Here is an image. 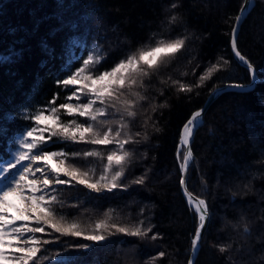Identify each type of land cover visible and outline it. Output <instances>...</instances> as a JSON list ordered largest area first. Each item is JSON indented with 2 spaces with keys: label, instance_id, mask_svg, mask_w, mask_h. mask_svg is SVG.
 Here are the masks:
<instances>
[{
  "label": "trees",
  "instance_id": "1",
  "mask_svg": "<svg viewBox=\"0 0 264 264\" xmlns=\"http://www.w3.org/2000/svg\"><path fill=\"white\" fill-rule=\"evenodd\" d=\"M242 1L0 0V167L4 168L19 152L27 151L19 144L27 131L41 125L40 132L47 126L34 117L41 112L51 116V108L68 102L72 86L60 81L85 67L89 54L96 63L85 72L98 74L158 41L185 40L182 49L165 57L157 69L143 66L149 74H135L136 83L118 92L119 100L94 105L106 109L92 122L98 131L111 128L114 135L123 124L119 139L133 138L124 148L130 156L119 181L127 187L97 193L72 181L44 189L49 193L45 202L56 218L65 226L77 224L84 235L93 234L101 221L152 231L134 237L115 229L96 230L106 236L97 243L44 226V233L35 234L41 251L29 264H186L198 219L179 189L183 147L176 144L182 123L213 86L249 80L247 68L235 60L228 43ZM237 32V47L257 68V81L251 89L219 94L194 132L187 188L203 197L209 212L194 264H264V0H254ZM182 85L191 91H181ZM125 100L133 102L129 110L135 116H128L121 103ZM55 115L62 124L72 119L91 122L70 116L65 109ZM50 135L43 132L44 142L29 155L56 150L80 153L69 155L66 166L87 172L92 182L104 174L107 155L118 150L115 143L93 145L58 136L48 139ZM89 151L100 155H83ZM116 170L113 166L108 177ZM8 171L16 169L0 172V177ZM140 177L143 184L133 183ZM5 184L0 183V191ZM53 195L55 201L50 199ZM23 223L43 226L35 220ZM82 244L90 247L81 248ZM160 252L165 255L160 257Z\"/></svg>",
  "mask_w": 264,
  "mask_h": 264
},
{
  "label": "snow or ice",
  "instance_id": "2",
  "mask_svg": "<svg viewBox=\"0 0 264 264\" xmlns=\"http://www.w3.org/2000/svg\"><path fill=\"white\" fill-rule=\"evenodd\" d=\"M172 7L175 8L176 5L173 4ZM176 19V16L170 18L171 22H175ZM239 20L240 17L237 16L236 21L239 22ZM184 43L185 40L180 38L171 41H158L156 46L150 47L147 50H140L138 54H133L126 60L120 61L109 71H104L97 75L90 73L85 74L86 67L96 63L94 58L90 56L83 62L85 67L78 69L76 73L70 75L67 79L60 81L64 86H72V96L67 98L69 101H71L73 97L77 101H80L83 97L86 98V102L76 104L71 102L63 103L59 105L58 108H51V113H53L51 116H45L43 112L37 114L34 119L39 123L47 125L45 128L40 129L41 135L39 137H34V133L37 132L36 128L27 131L24 137L19 141L21 147L27 149V151L19 152L15 157V162L8 163L7 168L0 167V172L16 169L15 172L8 171V175L0 177V183L6 182L3 191H0V264H29L30 261H36L37 254L41 251L39 247L41 242L35 234L44 233V226L50 227L56 233L62 235H72L75 237L83 236L85 240L97 243L105 241L106 236L100 234L96 230L110 232L111 229H115L118 233L134 237H146L148 233L152 231L150 227L147 229H142L139 226L129 228L116 224L109 225L101 221L95 225L93 234L84 235L77 224L73 223L65 226L56 218L54 211L50 210L49 204L45 202V197L49 193L45 192L44 189H49V186L53 184L68 185L72 181L84 185L97 193H100L102 190L112 192L117 188L127 187V185H122L119 181L124 176L123 166L130 156V153L125 151L124 148L125 145L133 142V138L128 137L119 139V137H121V130L125 127L123 124L120 125V130H117L114 135L112 134L111 128H108L104 132L98 131L92 122H96L98 116L105 114L106 109L94 108V105L97 101H100L101 104H105L109 100H119L117 93L121 92V90L128 85L136 83V80L133 78L135 74L144 76L149 74L143 66H146L147 69H157L165 57H171L179 52L184 46ZM231 46L235 55L239 57L241 61H244V57L237 50L235 29H233L232 33ZM180 90L191 91V87L182 85ZM121 103L125 105V111H127L128 116H135V112L129 110L133 104L132 101L125 100ZM112 107H115V104H113ZM60 109H65L66 113L70 116L78 115L79 117H87L91 122L85 125L83 123H77L76 119H72L67 124H62L60 123L59 116L55 115ZM200 116L201 111H197L183 126L180 140L182 147L189 145L193 131L192 126ZM101 123L106 122L101 121ZM45 131L51 133L48 139H51L52 136H58L65 141H81L93 145H110L115 143L118 150L111 151L110 154L107 155V164L105 165L104 174H102L98 180L92 182L87 172H82L75 167V165L66 166V160H68L69 155L77 157L80 153L68 154L63 151H42V154L38 152L31 156L29 155L31 151L37 147L38 142H44L45 137L43 136V132ZM136 135H139V133ZM30 137L33 138L31 142L28 141ZM83 155L92 157L98 156L100 153L89 151L83 153ZM191 155V148H185L180 164L182 172L187 170L189 157ZM177 156L180 158L181 153L178 152ZM57 158L59 159L57 160ZM29 159L33 162L44 161L46 165H50L49 172L52 174V179H49V176L44 174V170L38 167L35 169V172H41L43 179L40 181L35 179L30 180L29 175L34 176L35 172L30 165L22 163ZM17 165L20 167L17 168ZM113 166L118 170L109 178L107 173L113 170ZM61 175L70 179H61ZM10 177L11 179H9ZM133 183L143 184L144 177H140L133 181ZM180 183L181 185H185L184 179H181ZM41 184L43 188L40 187ZM38 192L41 194L36 195ZM185 193L190 204L193 205L194 211L199 214V224L192 241L193 248L195 249L198 242L201 240V231L205 228L208 206L204 200L194 198L191 193L187 192L186 187ZM11 197L19 199L26 207L23 209L17 207L10 199ZM50 199L55 201L56 197L53 195L50 196ZM12 210H15V215L11 214ZM33 220H35L38 225L43 226L32 227L29 223L17 225V221ZM245 230L247 231V229ZM151 238L156 239L157 237L153 235ZM44 243L49 242L44 241ZM80 247L88 248L90 245L82 244ZM6 249H12L13 251H6ZM220 250L222 252L227 251L224 247H221ZM164 255V252L159 253L160 257ZM189 264H191V262H189Z\"/></svg>",
  "mask_w": 264,
  "mask_h": 264
},
{
  "label": "water",
  "instance_id": "3",
  "mask_svg": "<svg viewBox=\"0 0 264 264\" xmlns=\"http://www.w3.org/2000/svg\"><path fill=\"white\" fill-rule=\"evenodd\" d=\"M253 2L254 0H243L240 7L238 8L239 10L237 11L236 15L234 16V19H233V23H232V27L230 29V38H229V46H230V51H231V54L234 56L235 60L242 66L246 67L247 70H248V75L250 76L249 77V80H247L246 82H223V84H219V85H215L211 88V90L206 94V96L203 98V101H202V104L196 108H194L193 110H191V113L189 114V116L185 119V121L182 123V126H181V129H180V132H179V139H178V142L176 144V146L178 148L181 147V144H180V140H181V135H182V132H183V126L185 125V123H187V121L189 119L192 118V116L197 112V111H201V116L197 118V120L194 122V125L192 126L193 127V131H192V136L190 138V141H189V145H186V146H183V153H182V157H183V154H184V150L185 148L187 147H190L191 148V153L192 155L189 157V165L191 163V161L193 160V152H192V146H191V143H192V140H193V137H194V132L195 130L202 124L203 122V118H204V114L206 112V109L209 107V105L213 102V99H215L219 94L223 93L224 91L226 90H241V91H244L246 89H251L253 88L254 84L256 83L257 81V74H256V68L255 66L250 62V60L248 59V57L244 54H242L238 47H237V50L240 52V54L244 57V61H241L239 59V57H237L232 49V46H231V40H232V33H233V29L236 30V37H237V34H238V29L239 27L241 26L242 22H243V19L245 18V16L247 15V13L250 11V8L251 6L253 5ZM239 16L240 17V20L239 22L236 21V17ZM182 162V160H181ZM180 162V164H181ZM180 164H179V169H180V174H179V189L182 193V196L185 200V202H187V204L192 208V210L194 211V207L192 204H190L189 200H188V197L185 193V187L187 189V192L191 193L192 196L194 198H198V199H202V197H200L199 195L197 194H194L191 190H189L187 188V174H188V171H189V165H188V168L185 172H182L181 171V168H180ZM181 179H184L185 181V185H181L180 181ZM194 213L197 214V219H198V222L196 223V227L192 233V237L190 239V249H189V253L187 255V262L186 264H189V262H191V264H194L195 263V260H196V256H197V253L200 249V241L198 242V245L197 247L194 249L193 248V245H192V241H193V238H194V234H195V231L198 227V224H199V214L197 212L194 211ZM208 217H209V212L207 210V219H206V222H205V228L201 231V238L203 237V233L207 227V221H208Z\"/></svg>",
  "mask_w": 264,
  "mask_h": 264
},
{
  "label": "rangeland",
  "instance_id": "4",
  "mask_svg": "<svg viewBox=\"0 0 264 264\" xmlns=\"http://www.w3.org/2000/svg\"><path fill=\"white\" fill-rule=\"evenodd\" d=\"M90 56H92L91 54H89L88 55V57L85 59V60H87ZM115 66V65H114ZM114 66H112L111 68H113ZM110 68V69H111ZM109 69V70H110ZM78 70V69H77ZM109 70H106V71H109ZM77 71H75V73H76ZM102 72H104V71H102ZM102 72H100V73H102ZM90 73V72H89ZM89 73H86L85 72V74H89ZM100 73H98V74H100ZM93 75H97V74H93ZM70 76V75H69ZM69 76H67L66 77V79L69 77ZM76 87H79V86H76ZM70 96H72V90H71V92H70V94H69ZM68 102H71V103H73V104H76V103H83V102H78L75 98H73L71 101H69L68 100ZM67 102V103H68ZM84 102H86V99H85V101ZM47 116V115H46ZM43 126V125H42ZM40 128H41V125L39 126ZM39 127H37L36 129H38ZM26 134V133H25ZM40 134V132L37 130V132H35L34 133V137H36V136H38ZM33 138H28V141H30L31 142V140H32ZM57 151V150H56ZM61 151V150H60ZM57 152H59V151H57ZM36 153H38V152H36ZM36 153H34V154H36ZM40 154H42V152H39ZM59 158H57V160H58ZM24 164H26V165H30L31 166V168H32V170L35 172V169L36 168H41V169H43L44 170V174H47L48 176H49V179H52V174L49 172V168H50V165H46V163L44 162V161H35V162H33V161H31L30 159L29 160H27ZM62 176L63 175H61V179H62ZM29 179L30 180H32V179H35V180H38V181H40V180H42L43 179V175H42V173L41 172H35V175L34 176H32V175H29ZM96 180H98V179H96ZM95 180V181H96ZM95 181H93V182H95ZM40 187L41 188H43V185L41 184L40 185ZM1 190V189H0ZM36 195H40V193L38 192V193H36ZM11 200H12V202L14 203V204H16L17 205V207H19V208H21V209H23V208H25L26 207V205L24 204V203H21V201L19 200V199H17L16 197H11L10 198ZM11 214L12 215H15L16 214V212H15V210H12L11 211ZM20 224H23V221H17V225H20ZM6 251H13L12 249H6Z\"/></svg>",
  "mask_w": 264,
  "mask_h": 264
},
{
  "label": "bare ground",
  "instance_id": "5",
  "mask_svg": "<svg viewBox=\"0 0 264 264\" xmlns=\"http://www.w3.org/2000/svg\"><path fill=\"white\" fill-rule=\"evenodd\" d=\"M257 69V68H256ZM259 72V71H258ZM259 75V74H258ZM259 79V78H258ZM196 131V130H195ZM102 169V168H101ZM102 171V170H101ZM97 175V174H96ZM99 176H101V175H99ZM203 198V197H202ZM207 203V202H206ZM202 239V238H201ZM200 243H201V241H200ZM201 247V246H200Z\"/></svg>",
  "mask_w": 264,
  "mask_h": 264
}]
</instances>
